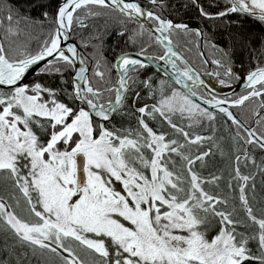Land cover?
<instances>
[{"label": "snow or ice", "instance_id": "1", "mask_svg": "<svg viewBox=\"0 0 264 264\" xmlns=\"http://www.w3.org/2000/svg\"><path fill=\"white\" fill-rule=\"evenodd\" d=\"M149 2L160 7L161 12L145 9L137 0H57L51 13L42 5V19L35 21L41 26L47 22L50 28L39 50L18 47L6 52L0 44V182L13 189L15 208L21 205L16 193L22 195L23 211L27 213L21 215L0 196V231L34 254L47 252L58 258L60 264H86L77 252L79 246L89 251L90 264H264V210L259 216L253 211L247 186L254 174H242L239 167L242 159L245 164L255 163L254 157L246 148L243 157L235 156V176L230 177L227 187L233 192L238 190V211L234 204L230 206L227 196L206 189L213 183L219 187L221 176L205 178L196 170L197 163L204 169L212 148L219 147L214 137L190 134L172 119L179 113L190 123L207 120L214 133L216 113L210 108H215L238 129L244 127L229 107L260 98V107L264 108V67L247 74L249 90L245 95L236 99L199 96L208 107L192 99L197 93L187 84L188 91L181 93L172 88L167 95L163 81L154 88L148 78L142 83L155 103L135 107L140 93L133 85L137 82V69L146 66L143 60L123 52L118 55L115 67L123 74L118 73L114 99H104L111 89L93 87L83 67L84 58L76 45L68 42L74 24L84 27L78 10L89 5L111 9L129 22L142 17L150 20L154 28L146 29L145 23L140 22L141 30L157 34L156 40L165 49L163 55L146 59L171 66L176 83L187 79L193 81V86L204 85L199 76L191 75L190 68L177 67L172 57H180L170 39L176 30L196 31L198 36L200 31L164 18V0L159 5L157 0ZM228 2L230 7L223 11L210 14L201 8L200 14L223 18L228 13H241L264 21V0ZM6 18L8 33L17 34L11 13ZM143 52L141 48L138 55ZM78 60L81 66L76 68ZM212 63L220 65L219 60ZM33 66L38 69L37 76L58 74L59 85L39 79L25 82L26 73ZM69 69L74 75L66 80ZM130 71L134 75L128 76ZM95 75L103 78L99 70ZM224 75L229 80L221 79V84L229 83L231 68ZM129 90L134 93L137 126L117 127L113 123L117 114L121 119L131 115L120 112ZM157 92L159 99L155 98ZM254 115L259 116V112L254 111ZM158 119L173 130L171 134L150 126L149 120ZM257 123L264 124V116ZM244 131L246 135L235 132L234 144L240 140L264 150V132L257 134L252 128ZM209 141L212 147L203 150ZM194 146H200L198 155L191 151ZM260 171L264 172V168ZM233 178L237 189H233ZM252 187L255 188L254 183ZM86 234H94L95 238ZM250 242H255L256 254ZM51 264H56V260Z\"/></svg>", "mask_w": 264, "mask_h": 264}, {"label": "trees", "instance_id": "2", "mask_svg": "<svg viewBox=\"0 0 264 264\" xmlns=\"http://www.w3.org/2000/svg\"><path fill=\"white\" fill-rule=\"evenodd\" d=\"M146 9L160 13V7H153L149 0H139ZM57 0H0V44L5 48L6 52H10L18 47H23L26 51H37L43 44L50 28L46 22L43 26L35 23L42 19V13L45 5L51 13ZM160 4V0H157ZM225 7H230L228 0H164L162 15L166 19H171L174 23L187 24L190 29H198L201 32L203 41L196 34V31L176 30L171 33L170 38L174 45L188 59L197 70L201 71L205 76L211 77L214 82L221 86L233 84L237 78L245 74L251 69L259 66H264V21L251 18L241 13H228L227 16L221 17H206L200 14V9L205 12L214 14L223 11ZM90 12H98V15H91ZM11 13V24L17 30V34L8 33L9 21L8 14ZM78 15L82 18L84 27L73 25L71 40L78 43L84 53L85 61L90 65L89 80L93 87L108 89L116 80V74L113 72V60L117 55L127 51L140 52L144 48L145 54L160 56L163 49L157 44L152 36L147 31H142L138 24L129 22L127 18L120 16L118 12H113L111 9H99L96 6L89 5L86 8L78 10ZM151 25L152 22L148 20ZM154 26V25H153ZM123 32V35L118 33ZM147 45V47H145ZM201 51L204 54L207 62L210 65L211 74L208 75L209 69L204 58L201 56ZM227 54V55H225ZM219 60L220 65L213 64V60ZM179 65V64H178ZM181 66V65H180ZM231 68L233 76L229 83L221 84V79L229 80V77L224 75L225 71ZM99 70L103 73V78L95 75V71ZM137 82L133 85L135 91L140 93L139 99L136 101L135 107L142 106L147 103L149 105L155 103L153 98L148 95V88L142 83L143 80L151 78L154 88L160 87V82L163 81L164 93L171 94V89L175 85L168 79L154 72L152 68L145 66L143 69H137ZM72 73L69 69L65 73L64 78L67 80ZM219 74V75H217ZM134 75L129 72L128 76ZM39 79L42 83L59 85L60 76L58 74H41L37 76L35 73L25 82ZM131 84V81H128ZM70 89V83L67 85ZM193 91L200 93L198 89ZM247 91L238 92L229 99H236ZM124 105L121 107V113H130L131 115L117 114L113 123L120 127L121 124L125 128H136L135 107H133L132 91H127ZM111 96L114 99L115 90L106 92L104 99ZM63 99V97H61ZM156 99L160 98L159 92L156 93ZM260 98H250L243 105L232 107L231 111L244 122L247 126H251L257 134L264 132V124H258L257 120L264 116V108L260 107ZM254 111L259 112V116L254 115ZM174 122L184 127L187 131L202 136H213L219 147L212 148L210 156L207 158V165L201 169L199 164H196V170L205 178H210L211 175L221 176L219 187L215 183L206 185V189L221 196L229 198L230 206L235 205L240 211L238 200V190L233 192L227 187L230 177L235 176V156L243 157L244 149L248 154L254 157L255 163L249 161L244 163L243 159L239 165L242 174L252 176L254 180L248 181V199L253 211L259 216L261 210H264V172L260 169L264 168V151L255 145H245L243 141L237 140L234 144L232 136L237 130L242 135H246L241 128L232 125L223 116L217 114L215 116L214 126L215 132L212 131V124L209 121L203 120L199 124L192 125L189 120L181 118L179 114L172 116ZM153 128H160L164 131L172 133L167 124H161L157 121H148ZM111 127V125H108ZM182 139V138H181ZM194 146L191 151L198 155L197 148ZM212 147V141L203 145V150H208ZM221 150L223 154H221ZM238 150V151H237ZM187 151V149H186ZM233 189H237V180L232 179ZM253 183L255 188L252 187ZM13 189L9 185L7 188L0 182V196L8 200L9 204L15 206V201L11 199ZM20 199L21 205L17 212L26 216L23 211L25 207L24 198L16 193ZM223 207V206H221ZM231 210V207L229 208ZM214 234V233H213ZM15 241L11 237H6L3 231H0V264H51L53 259L56 264H60L58 258L52 257L47 252L41 254L33 253L26 246L14 244ZM254 254L257 253L255 242H250L249 245ZM77 252L81 259L87 256V249L83 246L77 247ZM86 264H90L87 261ZM248 264H258L256 261H249Z\"/></svg>", "mask_w": 264, "mask_h": 264}, {"label": "water", "instance_id": "3", "mask_svg": "<svg viewBox=\"0 0 264 264\" xmlns=\"http://www.w3.org/2000/svg\"><path fill=\"white\" fill-rule=\"evenodd\" d=\"M137 2L142 6V4L140 3L139 0H137ZM244 15H247V14H244ZM247 16H249L251 18H254V19H258L257 17L251 16V15H247ZM123 18H126V17H123ZM140 22H144L145 23L146 29L151 30L152 28H154V26H152L148 22V20H145L142 17L139 18V21L134 22V23L135 24H138L140 26ZM189 29H190V27H189ZM149 30H145V31L149 32ZM156 35L157 34H152L151 36L157 42V44L161 47V49H163V54H164V50H165L164 49V46L156 40ZM199 37H200V41L202 42L203 41L202 35H199ZM68 42L74 43L76 45V47H77V50H78L80 56H82L84 58L83 67L86 68V75H87V77L89 79L88 72H89L90 66L85 61V57H84V53L82 52V49L79 47L78 43L75 42L73 39L71 40V38H70V40ZM164 43H167V41H165ZM172 48L178 54V56L180 57V59H177L176 57H172V59H174L177 62H179L181 65H183L184 68L185 67L190 68L192 70L191 71V75L194 78L196 76H199V78L204 81V85L197 84V85L193 86V81L192 80H187V79H182L181 83H176V80H175L176 73L174 72V70L172 69L171 66H169L168 64H166L164 61H159V60H156V59H146V57H157V56H154V55H151V54L148 55V54H145V53H143L142 55H138V53H140V52H132V51H127L125 53L129 54V56L132 57V58H136V59L143 60L144 63H145V65L147 67L152 68L154 70V72H157L160 76L162 75L163 77H165L166 79H168L170 82H173V84L176 86V88L180 92H182V93L188 91V89L185 88V84H187L189 86V88H191V91L194 88H198L200 91L203 92L204 95H209V94L210 95H215L218 99H223L224 97H229V96H232L234 94H237L238 92L248 90V88H247V81H246L245 78L247 77V74L250 71H254L256 68L255 69H251L248 72H246L245 74H243L240 77H238L237 78L238 80H237L236 83H234L232 85H228L227 87H221L218 84H215L213 80H211L210 78H207L205 75H203L199 70H197L195 68V66L192 65L191 62L188 59L185 58V56L182 54V52H180V50L176 48V46L174 45L173 42H172ZM201 55H202V58H204L206 60V58L204 57L202 51H201ZM112 63H113V66H112L113 72L116 74V81H115L114 85H112L109 88L116 90V87H118V80H119L118 73L119 74H123V73H122V71L120 69H118V68L115 67V64L118 63V61L116 60V58L113 60ZM80 66L81 65H80L79 60H78L75 67L76 68H79ZM207 66L209 67V64L208 63H207ZM259 67H264V66H259ZM37 70H38L37 67L33 66L31 68V70L26 73L25 81H27L28 79H30L31 76H33L35 73H37ZM71 75H74V72L73 71H72ZM70 86H71V84H70ZM126 94H127V92H126ZM126 96L127 95H125V99H126ZM199 96L200 95L197 94V96L196 97H192V99H194L197 103H201L202 104V101L200 99H198ZM202 106L208 107L207 105H203V104H202ZM225 107H229V106L228 105H225ZM232 107H238V106H230L229 107V110L230 111H231V108ZM210 110L213 111V112H215L216 115L217 114H220L227 121L231 122L230 120L227 119L226 116H224L223 114L219 113L218 109L210 108ZM231 112L234 114L233 111H231ZM234 116L237 118V116L235 114H234ZM238 120H240V119H238ZM242 123H243L244 127H241V130L246 134V132L244 131V128H252V127L251 126L250 127L247 126L244 122H242Z\"/></svg>", "mask_w": 264, "mask_h": 264}, {"label": "rangeland", "instance_id": "4", "mask_svg": "<svg viewBox=\"0 0 264 264\" xmlns=\"http://www.w3.org/2000/svg\"><path fill=\"white\" fill-rule=\"evenodd\" d=\"M176 114H179V113H176ZM180 115V114H179ZM203 121V120H202ZM190 123V122H189ZM190 124H192V125H196V124H194V123H190ZM19 195H21V194H19ZM22 196V195H21ZM14 208H15V206H14ZM15 210L17 211L18 210V208H15ZM86 235H88L89 236V238H95V236H94V234H86ZM106 240H107V238H105ZM14 244H17V245H20L19 244V242H16L15 241V243ZM84 247V246H83ZM85 248V247H84ZM86 249V248H85ZM65 255H66V253H65ZM90 256H89V251L87 250V256L85 257V258H83L82 260H84L86 263H87V261H90Z\"/></svg>", "mask_w": 264, "mask_h": 264}]
</instances>
